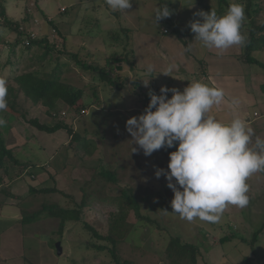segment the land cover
<instances>
[{
    "label": "rangeland",
    "instance_id": "374dc122",
    "mask_svg": "<svg viewBox=\"0 0 264 264\" xmlns=\"http://www.w3.org/2000/svg\"><path fill=\"white\" fill-rule=\"evenodd\" d=\"M0 2L4 3L6 14L12 22L20 20L25 10H28L32 17L23 23L24 29L34 31L36 36L47 35L57 49L49 60L40 65L36 58L43 49L34 47L30 52L21 53L17 48L14 55L7 46V41H13L15 34L9 27L0 28V76L6 79L9 77L8 84L14 85L18 94L17 113H12L10 109L0 112V117L5 120V124L0 126V138L5 147L11 150L13 158L19 162L15 163L8 156L4 157L0 165V175L11 184L13 179L21 175L19 178L25 186L33 185L34 188L38 185L31 179L37 180L38 183L43 181V178L49 179L44 180L47 182L45 186L31 189L30 197L23 201L19 192L15 194L13 191L14 184H10L7 191H13L9 197L17 201L14 205L3 201L6 184H1L0 227L1 224L12 220L16 214L19 219L47 218L46 222L58 223L57 218L46 216V211L43 207L40 208L41 204L51 206L54 210L58 207L57 204L72 207L83 198L84 190L100 200L96 198L90 201L79 221L67 222L63 231L56 229L47 237L49 246L53 249L51 263L57 259L56 264H115L106 250L98 251L94 244H89L92 241L111 246V243L96 239L92 231L86 229L81 222H87L100 234L106 235L109 232L108 221L119 210L108 198L118 197L122 194H119V191L126 187L128 191L123 194L133 196L139 204L140 213L149 220H140L133 210L127 212L125 220L134 227L118 235L114 234L118 238L116 255L120 262L162 264L160 259H163V249L170 236H179L182 241L196 245L202 252V256L198 257V264H246L244 258L249 260L250 264L264 262V233H259L255 239L253 236L264 222V172L254 173L247 180L248 205L244 208L229 205L219 222H206L198 218L189 222L180 218L177 213L172 212L170 201L173 193L166 186L164 176L161 175L157 179L154 174L157 168L167 170L170 148L165 147L145 156L138 145H131V136L125 128L128 117L143 113L144 93L147 94L150 88L145 87L140 79L136 84L129 82L122 88L115 89L107 82L100 81L97 72L83 69L72 57L76 54L78 59L85 63L104 65L106 58L114 51L124 53L127 50L126 36L121 28L145 29L158 33V29L167 22L163 18L155 24L153 13L157 6L165 3L171 11L169 17L180 21L172 26L181 34H191L189 22L201 19L193 14L204 10L200 3L216 10L219 7L218 0H194L193 5V0H132L131 9L124 12L113 11L105 0ZM255 2L261 6V11L255 18L258 22L263 21L264 0ZM34 18L39 20V23H34ZM49 20L56 24L60 34L52 29ZM247 30L244 27L242 32L246 35ZM114 36H120V39L117 40ZM252 55L264 62V52L253 51ZM8 60L15 65H5ZM33 69H37L41 74L51 73L55 69L71 86L84 89L83 102L87 106L84 111H69L65 104L60 103L56 116H49L45 106L33 105L23 92L18 90L17 83L10 78L14 74ZM257 69L264 72L261 67ZM114 74L112 71L111 75ZM128 75L129 79L133 78L132 74ZM255 106L251 105L250 109H259ZM250 113L253 117V112ZM256 115L259 117H253L254 120L249 124L255 133L250 146L254 145L256 136L264 138V116H260L259 110ZM29 119H36L49 126L59 119H64L73 126L74 131L85 137L86 143L92 142L89 146L92 147V155H81L80 149L73 145L68 146L70 136L64 129L47 133L30 124ZM132 147L137 151L132 152ZM171 150L174 151L175 146ZM102 170L113 172L117 180L108 181L101 175ZM52 186L57 187V191H41ZM35 190L39 195L33 194ZM63 192L68 193V196L63 195ZM30 202V208L38 209L36 218L34 212L26 211ZM49 226L52 228V225ZM55 227L58 228V225ZM223 235L233 237L219 242L218 238ZM56 242H60L62 247L61 255H57Z\"/></svg>",
    "mask_w": 264,
    "mask_h": 264
},
{
    "label": "clouds",
    "instance_id": "9594fccd",
    "mask_svg": "<svg viewBox=\"0 0 264 264\" xmlns=\"http://www.w3.org/2000/svg\"><path fill=\"white\" fill-rule=\"evenodd\" d=\"M105 2L113 11L124 12L132 7V0ZM170 15L165 3L157 6L153 20L156 24ZM193 15L201 19L190 21L189 27L205 48L226 50L246 44L247 37L241 31L246 19L245 5L239 0L230 3L223 15L215 9L198 10ZM171 70L169 67L167 72ZM152 71L151 64L145 67V87H149ZM167 72L164 74L168 75ZM7 93L8 81L0 76V112L8 108ZM148 96L143 113L128 117L125 128L131 145H138L145 156L175 146L168 153L167 170L157 168L154 173L157 179L164 176L173 193L172 212L189 222L198 218L215 223L229 205L246 207L248 178L264 172V138L256 136L250 146L255 133L246 120L233 115L229 121H223L210 114L223 99V89L194 80L182 91L161 85L159 94L150 89ZM4 124L0 117V126Z\"/></svg>",
    "mask_w": 264,
    "mask_h": 264
},
{
    "label": "trees",
    "instance_id": "16d2710c",
    "mask_svg": "<svg viewBox=\"0 0 264 264\" xmlns=\"http://www.w3.org/2000/svg\"><path fill=\"white\" fill-rule=\"evenodd\" d=\"M218 1L219 7L216 9L218 15H223L222 13L227 11L229 4L233 2L232 0ZM239 2L244 3L246 15V19L242 24L241 31L244 27L248 29L246 34L247 40L246 44L244 45L245 59L252 64L260 66L264 71V62L252 55L253 51L264 52V20L258 22V20L255 18L259 15L261 6L258 4L256 5L255 0H239ZM200 7L206 11L212 9L210 6L205 5L204 3H200ZM8 17L9 16L6 14L4 3L0 2V28L9 27L10 30L15 34L14 40L7 42V46L10 48L11 53L15 55V50L17 48L19 51L21 50L22 53L24 51L30 52L32 48L38 47L43 49L42 53L39 56L37 55L38 57L36 60L38 61V64L41 65L42 63H45L47 60H49L51 54L56 49L54 44L49 40V37L47 35H41L31 39L30 30L28 28L25 30L23 27V23H26V21H28V19L30 20L32 17L31 13L28 10H25L24 16L20 20H14L13 22L9 20ZM49 22L53 27L52 29L56 31V33L60 34L56 24L52 20H49ZM121 29L123 31L122 33L126 36L125 46L127 50H125L124 53H118L114 51L108 58H106L104 65L85 63L84 61L78 59L76 54H73L72 56L75 62L83 69L97 72L100 81L107 82L115 89H120L125 84L132 81L131 78L129 79L128 74H131L135 67L132 54L130 53V49L128 47L130 44L128 34H130L131 30L129 28ZM175 32L178 33L177 31ZM114 38L119 40L120 36H114ZM24 40H27L26 44L24 43ZM111 62L114 64L111 65ZM5 65H15V63H11V61L8 60ZM55 69L53 72L45 74H41L37 69H33L22 74H14L10 78L17 83L18 90L22 91L24 96L28 98L33 105L45 106L47 108L46 113L49 116H56L57 106L60 103L65 104L69 111L74 110L77 112H83L87 107L85 102H83L84 89L71 86V84L61 78L59 74L60 72ZM112 71L115 73L113 76L111 75ZM7 79H9V77ZM262 85L264 86V83ZM17 95L18 94L15 92L14 85L8 84V93L6 96L8 104L7 109H10V111L14 114L18 111L16 110ZM79 101L80 104H78ZM28 122L38 130L45 131L47 133H54L58 130L64 129L65 132H67V134L70 136L68 146L73 145L75 148L80 149L81 155H92V153H90L92 147H89L92 145V142L86 143L84 139L85 137H82L79 132L74 131L73 126L67 123L64 119L57 120L51 126L40 123L36 119H29ZM170 151H172L171 148ZM6 156L13 159L15 163H19L15 158H13L11 150L5 147L4 141L0 138V165H2V160ZM5 172H7V170ZM100 173L108 181L113 182L117 180L114 177L115 174L113 172L102 170ZM1 181L2 176L0 175V183ZM41 191L44 193H50L52 191L55 192L57 191V187H45ZM124 191H128L126 187L119 191V194L121 192L122 194L118 195V197H110L108 198L109 200L107 199L108 201L115 203L119 210L118 213L113 215L108 221L109 232H107L106 235L100 234L87 222H81L86 229L92 231V234L96 239H103L104 241L111 243V246H108L107 244H99L96 242L93 243L92 241L89 242V244H94V248H96L98 251L106 250L114 260L115 264H127V261H124V263L123 261L120 262L118 256L116 255L118 238H116L114 235L115 233L118 235L120 232L129 231L132 227H134L131 223H128L125 220L127 212L129 210H133L135 216H137L140 220L147 219L140 213L139 204L136 199L131 195H126L125 193L123 194ZM82 193L84 194L83 198L80 200V202L74 203L72 207H68L67 205L61 206L57 204L56 206L58 207L54 210L51 209V206H46L43 204V210L46 211V216L54 217L59 220L57 231H63L67 222L79 221L85 207L88 206L90 201H93L96 198L100 200L99 197L94 196L92 193H86L84 190H82ZM62 194L68 196V193L65 194V192H63ZM259 233H264V222L260 228L254 232V239ZM232 237V235H223L219 237L218 240L219 242L227 241ZM201 253L202 252H200V249L196 245L182 241L179 236H170L163 249V259L160 260L162 264H198V257L202 256ZM244 261L246 264H250V261L246 258H244ZM258 264H264V262H259Z\"/></svg>",
    "mask_w": 264,
    "mask_h": 264
},
{
    "label": "crops",
    "instance_id": "0c3cea01",
    "mask_svg": "<svg viewBox=\"0 0 264 264\" xmlns=\"http://www.w3.org/2000/svg\"><path fill=\"white\" fill-rule=\"evenodd\" d=\"M35 18L34 23H39V20L35 22ZM165 20L167 23L162 25L156 34L145 29H130L128 47L135 65L131 72L133 84L138 83L137 81L140 79L148 78L145 67L151 64L153 71L150 75L153 77L150 78L149 88L156 94H159L161 85H166L169 88L175 87L182 91L188 83L198 80L210 87H218L224 91L223 99L213 106L210 113L217 119L229 121L233 115H238L249 125L254 118L259 117L255 114L257 110H259L260 116H264V86L262 85L264 72L257 69L260 66L246 61L244 47L233 46L226 50L205 48L195 38L193 32L181 34L176 27L172 26L173 23L180 22L178 19L173 20L167 17ZM164 29L168 31L164 32ZM254 66L257 68H253ZM169 67L172 70L167 72ZM164 72H167L168 75ZM143 98V107L145 108L149 101L148 93H144ZM234 100L237 103L233 104ZM253 104L259 109L251 110L250 107ZM251 111L254 118L251 116ZM19 177L13 179L12 184L2 178L0 185L6 184L3 201L8 204L14 205L17 202L9 197L11 192L14 191L15 194L19 192V197L23 201L30 197L31 189L45 186L44 184L49 180L43 178V181L38 183L37 180L31 179L38 185L35 188L31 185L32 188L30 185L26 187ZM10 184L11 186L14 184L13 191H7ZM15 189L19 190L15 191ZM35 191L33 194L39 195L37 190ZM30 204L32 203L30 202L26 206V211L34 212L36 218L38 209L30 208ZM42 207L43 204L40 208ZM46 219L27 220L25 217L19 219L16 214L8 223L1 224L0 264H52L53 249L49 246L47 237L58 229L55 227L58 223L57 221L46 222ZM49 225H52V228ZM57 261L56 259L53 264H56Z\"/></svg>",
    "mask_w": 264,
    "mask_h": 264
},
{
    "label": "built area",
    "instance_id": "2783aa9c",
    "mask_svg": "<svg viewBox=\"0 0 264 264\" xmlns=\"http://www.w3.org/2000/svg\"><path fill=\"white\" fill-rule=\"evenodd\" d=\"M37 21V19H35V22ZM167 30L166 29H164V32H166ZM30 37H31V39H33V38H35L36 37V34H35V32L34 31H31L30 30ZM24 43L26 44L27 43V40H24ZM169 97L171 96V93L169 92L168 94H167ZM256 114V113H255Z\"/></svg>",
    "mask_w": 264,
    "mask_h": 264
},
{
    "label": "water",
    "instance_id": "95a60500",
    "mask_svg": "<svg viewBox=\"0 0 264 264\" xmlns=\"http://www.w3.org/2000/svg\"><path fill=\"white\" fill-rule=\"evenodd\" d=\"M55 248L57 251V255H61L62 254V247L60 246V242H56Z\"/></svg>",
    "mask_w": 264,
    "mask_h": 264
}]
</instances>
